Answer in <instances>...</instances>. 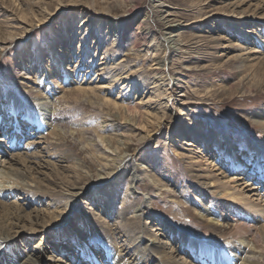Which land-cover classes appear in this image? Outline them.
Returning a JSON list of instances; mask_svg holds the SVG:
<instances>
[{"label":"rangeland","instance_id":"obj_1","mask_svg":"<svg viewBox=\"0 0 264 264\" xmlns=\"http://www.w3.org/2000/svg\"><path fill=\"white\" fill-rule=\"evenodd\" d=\"M151 1L0 0V11H3L0 12V92L3 95L1 99L6 101L7 95L13 94L23 107L31 111L30 120H26L22 109L17 107L16 112L9 107V103L1 102L0 121L4 127L2 135L7 137V133L14 130L18 124L22 127L21 132H25L24 125L28 123L31 127L30 133L26 131L23 134L25 137L20 140L21 146L18 150L20 151L29 139L37 138L36 136L42 132L37 126L44 122L48 127L43 133L47 136V141L54 145L52 155L56 159L67 158L66 162L63 161V166L67 165L66 167L72 169L69 170L73 172L72 174L68 171L70 179L66 185L79 187L89 185L92 188H100L103 185L101 182L103 176L111 174L109 184L113 185L118 208H124L127 204L135 208L144 206L146 215L142 218L141 226L151 228L153 223L147 224L150 221L147 213H152L155 215L153 221L156 224L163 222L170 224L178 232L189 237L197 247L202 249L216 247L224 250L234 259L235 264H244V261L249 260L256 264H264V252L257 250L251 243L247 245L228 236L229 229L225 224L228 220L222 217L220 221L213 222L209 221L207 213L204 215V209L207 207L206 196L211 197L210 200H215L217 204L222 201L226 203L219 194L221 191L216 188L219 182L214 174L218 172L209 173L208 165L188 151L189 147L187 148L184 142L190 141V138L182 137L180 141H176L175 136L171 138L175 127L183 129L186 126V129L195 133L203 131L208 143L211 144L210 147L217 151L221 145L216 141V145L213 146V138L209 136L216 138L218 133H223L238 149L237 158L242 161L249 156L247 154L250 145L257 149L264 144L263 130L257 122L264 114V86H261L262 84L255 86L253 81L250 83L251 78L247 79L244 70L236 69L240 64L239 60L235 59L240 53L237 47H234L236 31L225 18V13L232 11L237 15L250 13H246V6L240 7L241 5L237 4L243 3L244 0H165L167 8L173 13L171 18L177 21L178 27L173 35L179 45L178 48H181L179 53L170 59V76L173 78L179 76L185 81L181 84L185 92L183 97H177L184 102H175L178 94L176 92L180 91H176V87L167 92V95H172L170 107L158 123L154 114L165 100L154 96L153 89H150L154 87L150 83L154 78L152 68L156 63V57L152 51L147 55L144 51L145 45L152 39L146 35L145 16L148 15L151 19L149 30L157 41L167 36V32L170 31L166 29L164 22H159L160 18L155 14L156 11L154 9L152 11L154 5ZM11 14L13 16H10ZM49 14L53 16L50 21H46ZM89 15L94 19L89 23H83L87 24V27L81 28L80 22L86 21ZM103 19L115 20L116 23L124 22L126 28L125 39L116 44L114 51L108 56L105 55V51L110 48L113 39L110 37L112 34L104 37L106 25L102 24ZM79 28H89L88 34L84 33L85 38L78 36ZM249 28L252 27L249 25L245 30H250ZM12 32H15L16 38L12 39L10 34ZM81 38L84 39L83 43L80 41ZM63 44V49L66 52L70 50L72 54L70 70L79 69V65L83 64L80 75L74 74V77H68L70 80L66 82H53L44 72L38 74L36 70L41 62L47 66L51 64L49 56L51 46L60 49ZM25 55L32 56L34 61L32 71L27 77L20 76L19 71L22 68L17 66ZM93 55H96V61L88 71V60ZM104 58L109 60V65L101 72L100 62L104 63L106 61ZM114 62L117 65H113ZM85 72L89 74L84 77ZM117 75H132L131 80L135 77L138 80H134V87L131 89L127 80H124L125 77L113 78ZM244 79L246 86L242 87L243 90H234ZM112 80H115L112 82L113 85H109ZM80 82L85 87H96L97 92L85 96L76 94ZM141 83L145 84L143 90ZM230 88L233 90L229 92ZM108 99L118 101L117 111L111 106H105L104 102ZM136 105H140L141 111L146 114L144 118H135L132 112L123 111V106L132 110ZM4 109L5 111H2ZM199 124L203 129L199 128ZM31 134L34 137L30 136ZM99 136L105 137V142ZM143 136L146 139L139 142ZM121 139L124 144L121 150H117ZM12 143L15 144V139ZM4 145L9 149L13 147L9 139L3 142V147ZM127 145L128 153L123 156L121 151H125ZM242 161L240 162L243 165ZM245 162L246 173L256 175L260 172L264 178L262 161L259 163L260 167L257 164L252 167L250 160ZM78 163L82 164V168L78 169L81 174H89L87 178L81 174V178L76 176L73 168ZM132 168L138 172L139 178L137 187L132 190L133 194L126 196ZM207 179L212 181L214 188L208 185ZM254 186H258L256 179ZM63 190L57 191L63 192L65 196L67 190ZM17 194L12 195L11 200L14 201ZM86 196H90V193ZM65 198V202L69 201L67 197ZM45 200L28 203L32 208H37L42 207ZM124 200L127 202L123 203ZM82 202L75 201L72 211L83 210L85 205ZM64 225L68 226V222ZM101 234L102 232L96 234L95 240L102 241ZM83 239L85 243L89 240L95 247L97 256L103 257L101 249L91 238ZM65 243L64 250H68L69 246L74 247L75 242L70 239L65 240ZM47 250L50 252L46 248ZM76 250L72 256L78 257L77 264H87L89 259L85 257L87 255H83L84 249L76 247ZM48 252L45 254L46 260L49 259Z\"/></svg>","mask_w":264,"mask_h":264},{"label":"bare ground","instance_id":"obj_2","mask_svg":"<svg viewBox=\"0 0 264 264\" xmlns=\"http://www.w3.org/2000/svg\"><path fill=\"white\" fill-rule=\"evenodd\" d=\"M151 2L154 5L152 11L153 9L156 11L155 14L160 18L159 22H164L166 29L170 31L169 33L167 32V36L157 41L156 38L152 37V33L149 30L151 29V19L148 15L145 16L144 26L146 28V35L152 39L150 43L148 42L150 45H145L144 51L146 55L152 51L155 53L154 56L156 57V63L152 68L154 78L152 83H150L151 85L153 84L154 87L150 89H153L154 96L156 95L165 100L160 109L154 114L156 115V121L159 123L163 119V116L166 115V110L170 107L169 104L172 95H167V92H169V90H174L176 87L177 89L175 90L180 91L176 92L178 94H176L175 102L183 101L179 100L177 97L184 96L185 91H183L181 84L185 81H182L179 76L175 78L170 76V59L174 58L181 50V48H178V43L175 42V35H173L176 32V27H178L176 24L177 21L171 18L173 13L167 8L165 0H152ZM237 4L241 5L240 7H242V5L244 7L246 6V13L250 14L237 15L233 13L232 10V13H225V18L229 25L236 31V35L234 36L236 39L234 47H237L236 49L240 52L235 56V59L240 62L236 69L244 70V73L248 76L247 79L251 78V81H249L250 83L253 81L255 86L261 84V86H264V0H244L243 3L240 2ZM0 12L3 13L2 10ZM10 16H13V14ZM52 16L53 15L49 14V18L47 17L48 19L46 21H50ZM92 19L94 18L89 15L86 21L80 22L81 28L82 26L87 27V24L84 25L83 23H89ZM109 20L110 19L102 20V24L104 23L103 25H106V36L104 37L106 38L112 34L110 37L113 39L110 48L105 51V55L107 56L108 54L110 55L111 51H114L115 45L122 42L126 37L124 22L116 23L117 21L115 20ZM249 25L252 28H249L250 30H245ZM88 32L89 28H79L77 34L85 38V34L87 35ZM10 34L12 39L16 38L15 32ZM148 37L146 39H148ZM80 41L83 43L84 39L81 38ZM61 46L60 49H55V47L51 46L49 51L51 64L47 66L41 62L38 64V70H36L38 74H43L44 72L46 77L53 82H66L70 80L68 77H74V74L77 73V75H80L81 66L83 64L81 63L79 65V69L70 70V62L72 61L71 51L69 50L66 52V50L63 49L64 44ZM84 54H86V51ZM95 59L96 55L89 57L88 71L92 69L96 61ZM104 60H106V58H104ZM33 62L32 56H22L21 63L17 65L22 68L19 71L21 72L20 76L27 77V75L31 73L32 67L34 66H32ZM101 62V68L99 70L102 72L105 67L109 65V60H106L104 63ZM233 63L237 64L236 62ZM113 65L117 64L114 62ZM49 68H51V71H49ZM88 74L89 72H85L83 76L85 77ZM118 77H125L124 80H127L128 87L131 89L134 87V80H138L137 77L131 80L130 78L133 79L132 75H117V77L114 76L113 78ZM168 77L171 79H168ZM114 81L115 80L110 81L109 85ZM245 81L246 79H244V81L241 80L234 90L242 91V87L246 86L244 85ZM80 84V87L76 89V94L78 95H93L97 92L96 87H85L82 82H80ZM144 85V83L140 84L142 90L145 87ZM231 90H233V88H230L229 92ZM1 97H3V95L0 92V103H9V107L16 112L17 107H19L23 110L22 112L25 114L26 120H30L31 111L25 106L23 107L15 95H7L6 101H3ZM104 103L106 107L111 106L115 111L119 108L118 101H114L113 99H108ZM122 108L125 113L132 112L135 118H144L146 116V114L141 111L140 105H136L132 110L125 106ZM2 111H5V109ZM13 113L14 111L12 114ZM0 115H2L1 110ZM183 117L184 120H186L185 115ZM259 119L260 120L257 122L259 127L263 130L264 138V114ZM2 124L3 123L0 121V264H77L78 257L75 256L74 258L72 256L74 253L73 251H77L76 247H80V250L83 248V255L89 256H85L89 259L87 264H235L234 259L228 252L219 250L216 247L213 249L203 248V250L201 247L194 245L189 237L178 232L170 224L166 222L156 224L155 221H153L155 215L152 213H147L151 221L147 224L153 223V225L151 224V228L141 226L142 218L146 215L144 206L135 208L127 204L124 208H118L116 205L117 197L112 189L113 185L109 184V180L112 177L110 176L111 174L103 176L101 179L103 185L100 188H92L89 185L83 187L66 185V182L70 179L68 171L72 169L66 167L67 165L63 166V161L66 162L67 158L59 157L56 159L52 155V147L54 145L47 141V136L43 133V130L48 127L44 122H40L39 126H37L42 132L36 136L37 138L29 139L26 145L23 146V148L21 147L22 150L20 151H18L21 146L20 140L22 137H25L23 134L26 131L30 133L31 127H29L28 123H25V132H21L20 128L22 127L18 124L15 126L14 130L12 129L7 133L6 137L2 135L4 132ZM186 128V126H184L183 129L175 127L172 131L171 138L175 136L176 141H180L182 137L191 139L188 142H184L187 148L189 147L188 151L194 154L195 158L198 157L202 159L201 161H204L208 165L209 173L218 172V174H214L219 182L216 188L221 191L219 194L222 195L224 202H226L222 203V201L217 204L215 200L212 199L211 201V197L203 193L207 197V207H204V215L206 216L207 213L209 221L213 222L220 221L222 217H224L228 220L225 224H227L226 227L229 229V231L227 230L229 237L236 238L237 240L239 239L242 243H246L247 245L251 243L257 250L264 252L263 173L259 172L256 175H250L244 171L247 169L244 167V163H246L245 160H250L252 167L256 164L260 167V161L264 164V144L258 146L257 149L250 145L247 154L249 156L242 161L237 158L238 149L231 144V140H229L225 134L218 133L216 138L209 136L213 138V146L216 145V141L221 145V147H218L216 149L217 151H215L210 147L211 144L208 143L203 131L195 133L193 130H188ZM199 128L203 129V126L199 124ZM53 134H55V132H53ZM30 136L33 135L31 134ZM145 136H143L139 142L145 140ZM99 138L103 142L106 140L103 136H99ZM7 139L10 140L13 146H11L12 149H9V147L5 145V147H3V142ZM14 139L15 144L13 145L12 140ZM119 144L120 146H118L117 150H121L124 144L122 139L119 141ZM124 147L123 149H125ZM126 147H128V145ZM128 149L129 147L125 151H121L123 156L125 153H128ZM44 150H46V152H44ZM197 154L201 156L199 157ZM240 161L243 162V165ZM79 168H82V164L78 163L73 168L76 176L87 178L89 174H81L78 170ZM249 168H251V166ZM70 173L72 174L73 172ZM80 174L82 176H80ZM129 178L126 187V196L132 195V190L137 187L139 175L138 172L135 171V168H132ZM255 179L256 182H258V186H254ZM207 181L208 185L210 184L211 187H213L212 181L210 182L209 179H207ZM116 183H118V181ZM205 185H207V183ZM58 189H66L67 193L64 194L65 196L62 194L63 192L57 191ZM15 193H18V196L13 201L11 197ZM88 193H90V196H86ZM47 196H49V198L46 199ZM65 197H67L69 201L65 202ZM213 198L217 199L216 197ZM43 200H45V203L42 207L32 208L28 203H31V201L39 203ZM81 200L85 207H83V210L80 212H73V203L75 201L80 202ZM126 202L127 200L123 201V203ZM66 222H68V226L64 225ZM153 228L157 229L153 230ZM223 231L221 232L225 234L226 232ZM101 232L103 240H95L96 234ZM84 237L91 238L92 242H95L99 246L103 257L97 256V253L94 251L95 247L90 244L89 240L85 243ZM70 239H73L75 242L74 247L69 246L68 250H64L66 246L65 240ZM82 242L84 244H81ZM46 248L49 249L50 252H48V250L46 251ZM47 252L49 253L48 260L45 258ZM249 261H244V264H256Z\"/></svg>","mask_w":264,"mask_h":264}]
</instances>
